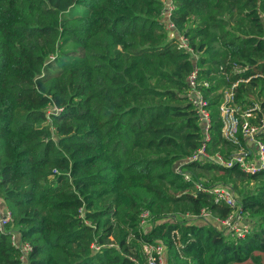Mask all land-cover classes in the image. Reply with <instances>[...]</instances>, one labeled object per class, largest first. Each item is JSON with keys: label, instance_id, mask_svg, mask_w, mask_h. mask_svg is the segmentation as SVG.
<instances>
[{"label": "trees", "instance_id": "obj_1", "mask_svg": "<svg viewBox=\"0 0 264 264\" xmlns=\"http://www.w3.org/2000/svg\"><path fill=\"white\" fill-rule=\"evenodd\" d=\"M174 2L197 61L170 39L163 0H0V197L13 212L0 264H20L14 232L33 246L26 264H136L141 240L164 244L166 264H264V169L183 164L205 134L188 95L195 65L211 154L244 143L223 136L234 83L240 106H260L250 122L264 119V0ZM187 173L233 188L251 232L201 216L231 208Z\"/></svg>", "mask_w": 264, "mask_h": 264}, {"label": "built area", "instance_id": "obj_2", "mask_svg": "<svg viewBox=\"0 0 264 264\" xmlns=\"http://www.w3.org/2000/svg\"><path fill=\"white\" fill-rule=\"evenodd\" d=\"M164 10L162 12L161 22L164 23L170 39L176 41L177 47L181 50L187 51L194 61H197L201 55L190 44V38L184 32L181 33L178 27L173 21L174 11L176 10L174 0H163ZM238 71V70H236ZM198 75L199 67L195 65V69L188 76L189 84V98L200 116V121L204 127V142L199 150L193 155L189 156L183 164L190 161H211L224 167H231L234 164L241 167L245 172H257L264 169V144L257 138L259 133L264 132V119L259 124H252L250 118L255 117V110L260 106L253 108H247L246 110L240 106L235 97V87L237 83H234L232 87L225 89L224 100L221 103L222 119L224 123L223 136L234 143H238V133L243 134L244 143L239 151L231 154L227 159L220 153L211 154L206 147V141L210 139V109L207 107L208 101L204 98L201 89L198 87ZM204 86H208L209 82L205 80ZM48 113H57L61 111V108L54 106L48 107ZM182 164V165H183ZM181 165L178 166V171H181ZM186 180H192L199 189L206 192H210L214 195L215 201L220 204H224L231 208V213L226 219H221L215 216L210 211L204 210L201 216H211L216 220L223 228L232 234L234 238L240 239L246 237L252 230L251 221L248 214L241 207L235 190L231 187L214 186L204 188L200 183L194 181L190 174H185ZM82 211V209H81ZM175 215V213H173ZM153 215L149 210L144 211L141 214V220L138 230L140 233L150 223ZM13 220V212L8 207L6 202L0 197V233L7 230L8 226ZM176 238H179V233H176ZM13 244L18 248L20 253V264H26L30 252L33 249L32 244L29 241L23 242L19 237V234L14 232L12 238ZM141 250L143 251V260L133 258L136 264H166V246L160 242L144 241L141 240ZM96 249L99 247L95 246Z\"/></svg>", "mask_w": 264, "mask_h": 264}, {"label": "rangeland", "instance_id": "obj_3", "mask_svg": "<svg viewBox=\"0 0 264 264\" xmlns=\"http://www.w3.org/2000/svg\"><path fill=\"white\" fill-rule=\"evenodd\" d=\"M84 9H82V11H83ZM257 105H259L258 103H256ZM182 163H180V165H181ZM179 164L176 166V168L178 169V166H180ZM251 221V220H250Z\"/></svg>", "mask_w": 264, "mask_h": 264}, {"label": "water", "instance_id": "obj_4", "mask_svg": "<svg viewBox=\"0 0 264 264\" xmlns=\"http://www.w3.org/2000/svg\"><path fill=\"white\" fill-rule=\"evenodd\" d=\"M180 172V171H179Z\"/></svg>", "mask_w": 264, "mask_h": 264}]
</instances>
